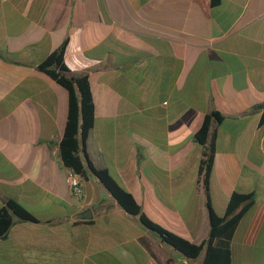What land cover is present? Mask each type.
<instances>
[{
  "label": "crops",
  "instance_id": "crops-1",
  "mask_svg": "<svg viewBox=\"0 0 264 264\" xmlns=\"http://www.w3.org/2000/svg\"><path fill=\"white\" fill-rule=\"evenodd\" d=\"M65 40L64 63L92 95L88 161L195 245L209 217L194 135L221 115L211 206L221 215L233 193L253 195L231 261L264 264V0H0V211L13 201L36 219L12 216L0 264H203L205 250L182 256L92 173L79 199L70 193L59 156L67 92L37 69Z\"/></svg>",
  "mask_w": 264,
  "mask_h": 264
},
{
  "label": "trees",
  "instance_id": "trees-1",
  "mask_svg": "<svg viewBox=\"0 0 264 264\" xmlns=\"http://www.w3.org/2000/svg\"><path fill=\"white\" fill-rule=\"evenodd\" d=\"M219 0H211L215 6ZM67 40L43 60L37 69L49 76L67 92V116L62 139L59 143V156L67 169L73 170L82 180L92 173L100 184L108 191L118 205L129 215L138 217L140 223L156 234L163 243L169 245L187 259H196L205 250L203 264H232L230 240L242 216L252 208V194L233 193L223 214L218 215L211 206L209 182L214 158V138L212 127L222 120L217 111L206 115L194 138L204 149L198 173L202 177V185L206 196L209 217L207 239L195 245L187 239L165 230L150 221L141 211L134 198L127 193L105 170H96L88 161L85 153V141L94 124V106L86 75H75L64 63V52ZM258 108L262 110L260 126L264 124V103ZM84 158V160H83ZM12 216L26 222L36 219L20 204L9 201L0 211V238L12 224ZM167 264H175L168 261Z\"/></svg>",
  "mask_w": 264,
  "mask_h": 264
},
{
  "label": "built area",
  "instance_id": "built-area-1",
  "mask_svg": "<svg viewBox=\"0 0 264 264\" xmlns=\"http://www.w3.org/2000/svg\"><path fill=\"white\" fill-rule=\"evenodd\" d=\"M65 183L70 190L72 196L79 199L82 195V178L76 174L73 170L68 169L67 174L65 176Z\"/></svg>",
  "mask_w": 264,
  "mask_h": 264
},
{
  "label": "water",
  "instance_id": "water-1",
  "mask_svg": "<svg viewBox=\"0 0 264 264\" xmlns=\"http://www.w3.org/2000/svg\"><path fill=\"white\" fill-rule=\"evenodd\" d=\"M90 212L89 211H84L82 212V214H80V217H86V215H88Z\"/></svg>",
  "mask_w": 264,
  "mask_h": 264
}]
</instances>
